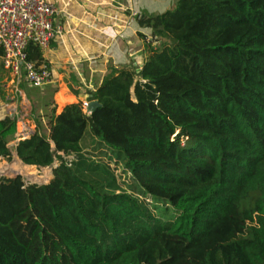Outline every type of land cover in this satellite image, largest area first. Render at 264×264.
Instances as JSON below:
<instances>
[{
  "label": "trees",
  "instance_id": "trees-1",
  "mask_svg": "<svg viewBox=\"0 0 264 264\" xmlns=\"http://www.w3.org/2000/svg\"><path fill=\"white\" fill-rule=\"evenodd\" d=\"M140 24L144 64L111 70L93 112L53 108L14 148L0 119V158L57 162L43 186L0 178V264H264V0H177Z\"/></svg>",
  "mask_w": 264,
  "mask_h": 264
},
{
  "label": "crops",
  "instance_id": "crops-1",
  "mask_svg": "<svg viewBox=\"0 0 264 264\" xmlns=\"http://www.w3.org/2000/svg\"><path fill=\"white\" fill-rule=\"evenodd\" d=\"M46 1L57 10L53 18L55 36L47 49L39 48L41 62L48 63L51 68L50 81L41 87H33L23 80L14 79L4 70L0 59V119L13 115L17 119L18 131V125L22 124L19 133L25 129L29 136L36 131L37 124L46 129L53 108L59 114L66 105L83 106L86 103L89 106L95 102L91 95L111 70L138 71L147 58L141 36L152 40L151 29L141 25L140 20L172 10L177 2ZM159 44L153 42L152 47L156 48ZM86 111L84 109L86 114H90ZM19 133L15 134V142L22 139L18 138ZM90 142L87 135V139L82 141L84 152H92L100 157L104 149L93 151Z\"/></svg>",
  "mask_w": 264,
  "mask_h": 264
},
{
  "label": "built area",
  "instance_id": "built-area-1",
  "mask_svg": "<svg viewBox=\"0 0 264 264\" xmlns=\"http://www.w3.org/2000/svg\"><path fill=\"white\" fill-rule=\"evenodd\" d=\"M57 10L46 0H0V59L4 70L14 79L41 87L51 79L48 63L27 59L30 44L44 50L56 33L53 18ZM83 110L88 105L83 104ZM87 112V111H86ZM29 134L23 129L19 137Z\"/></svg>",
  "mask_w": 264,
  "mask_h": 264
},
{
  "label": "rangeland",
  "instance_id": "rangeland-1",
  "mask_svg": "<svg viewBox=\"0 0 264 264\" xmlns=\"http://www.w3.org/2000/svg\"><path fill=\"white\" fill-rule=\"evenodd\" d=\"M21 129V128H20ZM19 133V131L17 130V134ZM26 137H22V139H24ZM15 141H13L11 144H9V147L12 148V144L14 143ZM16 158L15 157H11V161H6V160H3V159H0V167H4V166H11L14 161H17L15 160ZM57 162H54L51 166L49 167H46V168H37V167H34V168H31V172L32 174H36L38 176H43L44 173H45V170H48V174H49V178L46 182H43V183H38L37 181L34 182L33 180L31 179H28L27 177L21 175V177L23 178L24 182L25 183H28V184H33V185H37V186H43V185H46L48 184V182L51 180V173H52V169L55 167ZM111 169H114V173L117 177V180H118V183L121 185V187L124 189V190H131L132 188L135 187V183L134 181L132 180L131 176L129 175V173L127 171H125L122 167L120 166H116L113 162L111 163ZM12 173H9V174H3L2 176H0V178H12L14 177L15 175H11ZM20 175V174H18ZM28 180H27V179ZM31 180V181H30ZM146 204L148 206V209L153 212V214L158 218L160 219L162 222H165L167 220H169L171 217H172V209H170L169 207L167 208V210H165L166 208L164 207V205H162L160 202L158 201H155L153 199H146Z\"/></svg>",
  "mask_w": 264,
  "mask_h": 264
},
{
  "label": "bare ground",
  "instance_id": "bare-ground-1",
  "mask_svg": "<svg viewBox=\"0 0 264 264\" xmlns=\"http://www.w3.org/2000/svg\"><path fill=\"white\" fill-rule=\"evenodd\" d=\"M20 128H22V124L18 125V129L20 131ZM31 168L33 167H29V166H25L23 164H21L18 161H15L11 166H2L0 167V176H2L3 174H9L12 173L11 175H23L25 177H27L28 179L33 180L34 182H38V183H43L46 182L49 178V172L48 170H45V173L43 176H38L36 174H32V170Z\"/></svg>",
  "mask_w": 264,
  "mask_h": 264
},
{
  "label": "water",
  "instance_id": "water-1",
  "mask_svg": "<svg viewBox=\"0 0 264 264\" xmlns=\"http://www.w3.org/2000/svg\"><path fill=\"white\" fill-rule=\"evenodd\" d=\"M98 106H99V103H98L97 101L92 102V103L88 106V108H87V112H88V113L93 112ZM10 118L13 119V118H14L13 115H11ZM26 138H27V137H26ZM24 139H25V138H24ZM20 140H22V139H20ZM20 140H18V141H20ZM18 141H16L15 143H13L11 146H12V147H15V146H16V143H17ZM13 157H15V158H16L21 164H23V163L18 159L16 153L13 154ZM23 165H24V164H23ZM25 166H29V165H25ZM29 167H35V166H29ZM17 176H21V175H15L14 177H17ZM14 177H12V178H14ZM26 179H27V178H26ZM27 180H28V179H27ZM30 181H31V180H30Z\"/></svg>",
  "mask_w": 264,
  "mask_h": 264
}]
</instances>
